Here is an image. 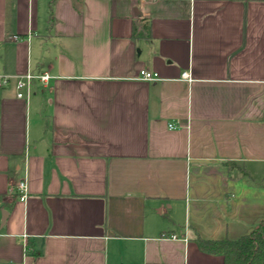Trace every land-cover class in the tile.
<instances>
[{
    "label": "crops",
    "instance_id": "1",
    "mask_svg": "<svg viewBox=\"0 0 264 264\" xmlns=\"http://www.w3.org/2000/svg\"><path fill=\"white\" fill-rule=\"evenodd\" d=\"M0 76V264H223L196 238L264 219V0H0Z\"/></svg>",
    "mask_w": 264,
    "mask_h": 264
},
{
    "label": "trees",
    "instance_id": "2",
    "mask_svg": "<svg viewBox=\"0 0 264 264\" xmlns=\"http://www.w3.org/2000/svg\"><path fill=\"white\" fill-rule=\"evenodd\" d=\"M148 24L143 25L144 36L148 37ZM141 33L132 34L133 37ZM233 165V163H232ZM231 168L230 166H228ZM242 174H247L245 170ZM264 186V175L262 177ZM199 247L208 253L223 256V264H264V219L249 233L236 239H203L196 238Z\"/></svg>",
    "mask_w": 264,
    "mask_h": 264
},
{
    "label": "built area",
    "instance_id": "3",
    "mask_svg": "<svg viewBox=\"0 0 264 264\" xmlns=\"http://www.w3.org/2000/svg\"><path fill=\"white\" fill-rule=\"evenodd\" d=\"M16 37V36H15ZM15 81V87L17 89L16 95L17 97H27L30 94L29 86L31 84V81L35 78H37L42 84H47L50 75L47 73H42L38 75H34L30 72H27L25 74H19L12 76ZM182 78H189V72L184 71L181 73ZM138 78L142 80H158L159 75L155 71H150L145 68H142L139 70ZM10 79V76H0V85L6 84ZM168 126L170 128L175 127L173 123H169ZM17 189L19 191V199L25 200L27 197V189H26V181L25 179H22L18 185ZM165 236V235H163ZM165 237L169 238H175V235H167Z\"/></svg>",
    "mask_w": 264,
    "mask_h": 264
}]
</instances>
